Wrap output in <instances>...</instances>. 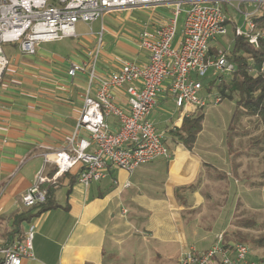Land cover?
Segmentation results:
<instances>
[{
  "label": "crops",
  "instance_id": "obj_1",
  "mask_svg": "<svg viewBox=\"0 0 264 264\" xmlns=\"http://www.w3.org/2000/svg\"><path fill=\"white\" fill-rule=\"evenodd\" d=\"M161 8L170 7L116 10L87 25L89 31L79 32L78 23L77 37L43 43L34 55L23 54L16 44L3 47L11 64L0 81V245L23 239L35 226L34 258L23 264H181L194 249L199 254L211 249L222 233L229 242L253 239L260 255L250 250V260L264 264V228L259 226L264 177L255 172L261 156L245 159L236 152L237 133L230 144L234 106L229 119L221 113L218 129L205 127L204 117L203 129L188 150L173 141L170 131L180 128L185 117L200 112L206 116V108H178L164 90L151 119L170 145L171 158L156 159L133 172L109 166L107 177L90 187L66 179L55 192L57 206L47 211L23 203L38 174L49 176L54 167L45 162V155L67 147L80 117L88 76L71 78L69 68L88 59L102 29V77L126 62L147 63L149 54L140 49L139 35L143 24L148 23L150 31L157 29L152 11ZM181 34L182 28L175 45ZM113 94L117 104L127 108L125 90ZM205 98L208 106L215 105L216 97ZM172 107L179 109L177 115H169ZM108 122L113 132L119 131L116 118ZM238 198L241 204L235 202ZM22 213H27L26 220L14 234V216Z\"/></svg>",
  "mask_w": 264,
  "mask_h": 264
},
{
  "label": "built area",
  "instance_id": "obj_2",
  "mask_svg": "<svg viewBox=\"0 0 264 264\" xmlns=\"http://www.w3.org/2000/svg\"><path fill=\"white\" fill-rule=\"evenodd\" d=\"M234 3L244 15L247 31L237 27L225 11L226 6L234 7ZM161 6L174 8L171 18L139 36L140 49L149 54L147 63L126 62L118 71L102 77L98 71L102 29L88 59L69 68L71 78L80 73L88 76L83 108L67 147L45 155V162L57 171L52 177L38 174L35 184L23 196L26 207L43 203L46 191L41 187L57 186L64 174L77 173L78 182L90 187L107 177L109 166L133 172L156 159L171 158L163 133L151 119L160 93L167 90L178 108H206L210 102L201 95L204 86L200 79L211 70L227 75L235 70L230 52L212 45L228 34V24H235L237 36L258 46V38L264 34L257 30L252 18L264 12V0H0V81L11 64L3 50L6 44H16L23 54L34 55L43 43L77 37L76 26L80 22L92 24L121 9ZM246 6L256 10L248 13ZM183 13L182 34L175 45ZM212 48H216L214 55L210 53ZM114 90H125L127 108L117 104ZM219 103L221 99L216 97L214 104ZM111 117L120 123L118 132L110 129ZM126 213L124 210L123 214ZM35 233V226H31L23 239L0 245L1 264H23L25 259L34 258ZM181 264L255 263L250 260V249L245 243L226 241L222 233L216 236L211 249L200 254L194 249Z\"/></svg>",
  "mask_w": 264,
  "mask_h": 264
},
{
  "label": "trees",
  "instance_id": "obj_3",
  "mask_svg": "<svg viewBox=\"0 0 264 264\" xmlns=\"http://www.w3.org/2000/svg\"><path fill=\"white\" fill-rule=\"evenodd\" d=\"M252 21L255 23L257 30L264 34V12L254 15ZM235 26V24H232ZM235 30V27H234ZM230 59L235 64V70L230 77L224 79L223 76H216L219 80L218 97L222 101L234 102L232 120L229 126V138L234 134L235 128L243 118H256L262 126L264 135V37L258 38V46L251 44L246 37L237 36L232 42ZM211 55L216 53V48H212ZM217 79L210 84L209 91L217 83ZM203 109H201L202 111ZM204 113L200 112L190 117H185L180 128H173L170 134L173 141L182 144L186 149L192 150L199 133L203 129ZM168 148L172 154L170 145ZM259 152H264V138L253 141L251 145ZM57 171L53 167L49 176H53ZM68 179L71 183L78 181L79 174H64L58 179L57 186L45 184L41 188L46 191V199L43 203H38L31 209L39 208L40 211H47L57 206L55 202V192L61 186L64 180ZM27 213L14 216L15 231H19L20 224L26 220ZM1 264V261H0Z\"/></svg>",
  "mask_w": 264,
  "mask_h": 264
},
{
  "label": "rangeland",
  "instance_id": "obj_4",
  "mask_svg": "<svg viewBox=\"0 0 264 264\" xmlns=\"http://www.w3.org/2000/svg\"><path fill=\"white\" fill-rule=\"evenodd\" d=\"M238 4L234 3V7L232 6H226L225 7V11L228 13L229 17H231L233 19V21L237 24V27L241 28L243 31H247L248 30V24L245 22V18L244 15L241 14L238 10L237 7ZM173 10L174 8H161V10H154V12L152 11L153 18L155 19V21L159 24L161 22L164 21H168L169 19L167 18H160L157 17L155 15H158V13H163V14H173ZM246 10L248 11V13H254V11L256 10V8L254 6L249 7L246 6ZM263 12V11H261ZM260 12V13H261ZM185 19V14L183 13L179 19V26H178V33L181 32V28L183 25ZM89 24H84L83 22H80L78 25V31L81 32V29L83 31H89V27L87 26ZM82 26V27H81ZM234 25L232 24H228V34L224 37V38H220L218 39V41L216 43H214L212 45V47H218L219 49L222 50H226V51H231L232 50V42L233 39L235 37V30H234ZM151 30L146 24L142 25V31L145 30ZM96 30L98 31L99 28H96ZM140 33V32H139ZM140 33V34H141ZM140 36V35H139ZM107 41H109V36L107 34L104 35V42L107 43ZM5 46V45H4ZM216 76H223L224 79L230 77L227 74L224 73H214V71H210L206 77L201 78L200 81L202 82L203 86H204V90L202 95L204 97H209L210 100H214L215 97H217L219 95L218 92V86H219V80L216 78ZM217 79V83L215 84V87H213L212 91H209V87L210 84L213 80ZM234 106V102L231 101H224L221 104L218 105H210L208 107H206L205 109V127L210 128L211 126H213L215 129H218L220 127L218 126H222V116L221 113H224L223 118H230L227 117L229 114V110L231 109V107ZM179 109L177 108V110L172 107L170 110L169 115L175 114L177 115V111ZM221 111V112H219ZM228 112V113H227ZM234 133L236 134V138H240L239 139V146L237 147V149H235L236 152H238L240 155L244 156L245 159H247L250 154H256L259 155L260 153V166L256 168V174L259 175V172L261 174L262 177H264V152H259V149H255L253 148L251 145L253 144V141H256L258 139H262L264 138L263 135V131H262V126L260 125V122L258 119L256 118H243L241 120V122L238 124L237 128H235ZM234 134H231V138H230V144L234 145ZM243 159V157H241ZM238 161V160H237ZM240 200L239 204L242 203V198H238L237 200L235 199V202L238 203V201ZM238 204V205H239ZM255 217V216H254ZM256 218L260 219V215H256ZM259 226L260 228H264V218L260 219L259 221ZM251 250V252L253 254H255V256H259V252H258V246L256 244V242L251 239V238H247L245 241H243ZM253 261V260H252ZM255 264H257V262L253 261Z\"/></svg>",
  "mask_w": 264,
  "mask_h": 264
}]
</instances>
